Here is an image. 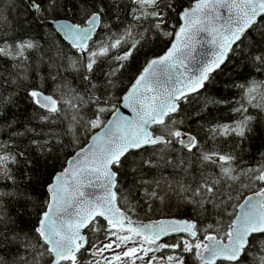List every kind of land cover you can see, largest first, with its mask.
I'll return each instance as SVG.
<instances>
[{"label":"snow or ice","instance_id":"snow-or-ice-1","mask_svg":"<svg viewBox=\"0 0 264 264\" xmlns=\"http://www.w3.org/2000/svg\"><path fill=\"white\" fill-rule=\"evenodd\" d=\"M113 20L119 31H113ZM33 24L40 37L0 38V56L20 70L3 84L28 81L26 53H39L35 86L26 89L29 102L43 113L34 118L67 124L63 132H50L38 151L53 155L55 147L54 158L65 150L72 155L44 186L46 198L37 200L27 188L32 159L10 147L16 144L12 136L0 140V264H125V258L127 264H186V254L196 264H264V152L255 165L243 157L258 117L264 123V80L252 79L254 72L264 74V54L243 56L235 65L237 76L227 82L240 90L230 109L239 118L209 128L213 140L233 137L234 147L204 151L198 133L183 128L209 103L233 101L205 98L191 113L182 107L214 83L229 53L251 33L264 40V0H190L187 6L178 0H0V32ZM47 26L50 35L43 32ZM156 37L167 40L166 46L146 53L137 74L118 91L133 54ZM101 63L107 69L98 78ZM45 80L53 82L51 92ZM15 95H0L2 128L17 123L5 117L16 107ZM146 148L152 149L147 158L132 157ZM170 152L177 153L175 159ZM193 158L199 165L195 186L177 181L173 191L176 206L192 205L194 218L152 219L153 201L163 203L168 193L158 191V180L145 179L144 169L168 166L187 173ZM206 164L219 174H209ZM126 176L132 178L127 188ZM136 191L141 196L133 201ZM206 215L212 222H204Z\"/></svg>","mask_w":264,"mask_h":264},{"label":"trees","instance_id":"trees-1","mask_svg":"<svg viewBox=\"0 0 264 264\" xmlns=\"http://www.w3.org/2000/svg\"><path fill=\"white\" fill-rule=\"evenodd\" d=\"M190 0H178V4L188 5ZM181 9L178 6L176 11L179 12ZM126 15V12L122 14ZM31 19V16L29 17ZM75 22H80L79 18H74ZM168 19L171 23L179 24V21L172 17V14H169ZM131 22V21H129ZM50 27L47 26L43 32L46 35H50ZM113 31H119V24L113 20L112 23ZM41 30L33 24L31 28H22L17 26L15 32L8 31L6 34L0 32V38H14L19 41L22 39H27L29 36H41ZM250 39L244 40L240 47L237 49L235 54L231 53L226 65L223 67V71H218L214 74L215 81L212 84L207 86L206 90H202L201 93L196 95V98H190L189 103L182 105L186 113H191L198 106L202 105L205 98L216 99L218 101H233V103L228 104H212L209 103L207 108L200 112L198 117H192L191 119L185 121L183 126L184 130L189 128L195 130L198 135L197 139L201 142L200 147L204 151H210L215 149L221 151L229 150L226 146L232 145L235 146V140L233 137H228L225 140L223 137H218L216 140H213L210 137L209 128L216 123H225L231 122L235 119H238V114L232 113L230 109L235 107L234 101L239 99L240 90L233 87L228 81L232 80L237 76V71L235 65L242 62L243 56H251L253 54H264V40L261 39L258 32L251 33ZM167 44V40L161 41L160 37H156L147 47L141 49L140 52L133 54V59L129 62L128 71L122 72L120 79L123 83L120 86L118 91H123L130 81V78L137 74V69L143 64L146 59V53L148 55L159 53L162 48ZM126 50V49H124ZM29 58L30 67L28 70V81L19 80L17 85L9 83L8 85L3 84L5 76L11 73L13 76L16 75L19 69H13L12 65L13 60L0 56V95H8L9 93L15 92L14 104L16 107L8 108L5 113V117H14L17 123L11 129L0 127V140H7L10 136L16 141L15 145H10L13 150L24 151L26 156L32 159L33 164L27 169L29 175H32L33 182L27 185V188L30 192L33 193L34 197L37 200H43L46 198V192L44 186L50 182L51 177L54 173H57L63 166V162L66 158H70L72 155L71 150H65L59 153V158H54L55 147H53V155H41L38 151L39 147H42L45 139L48 138L50 132H63L66 128V121L58 119L56 123L50 122H41L38 119H35L37 115L43 114L41 110L37 109L33 104H31L27 97L26 89L35 86L37 80L36 73V60L39 56L38 52L32 51L26 53ZM100 70L97 71L96 75L99 78L101 76V71L107 69L106 63H101L99 66ZM40 73L45 77L48 75V69L46 65H41L39 69ZM245 75L246 73H241ZM69 78L72 80L73 86H78L79 81L75 78V74H70ZM252 79L264 80V74L260 72H254ZM243 82V81H242ZM44 87L46 92H51L53 87V82L51 80H45ZM249 112L256 114V110L249 109ZM2 123V121H0ZM31 128L35 131H28L27 129ZM255 134L252 135L247 141L245 147L248 149L243 152V157L249 164L255 165L257 160L260 159L259 154L264 152V123L260 122L258 117L257 122L254 125ZM20 132L23 135L13 136V133ZM35 139L39 141V144H32V140ZM67 138H65V143H67ZM83 142V141H81ZM177 149L178 145H174ZM152 149L146 148L141 150V152H133L131 155L134 159L139 160L141 156L147 158L151 155ZM193 152L196 153L197 150L194 148ZM169 155L175 159L177 153L170 152ZM185 157L188 156L187 152L182 153ZM199 155V153H197ZM155 159V157H153ZM205 170L209 174H219V169L210 164L205 165ZM21 173L24 172V169H20ZM144 178L148 181H159L160 186L158 191L163 193H168L165 197L163 203L159 201H153V210L148 213L152 219H158L161 217H175L178 219H192L195 214L192 211V205H184L177 207V198L175 192L173 191L177 187V181H182L184 185L192 184L194 187V181L199 179V165L193 158L192 167L188 172H184L181 169H172L168 166H162L160 168H145L144 169ZM131 176H126L124 178V185L127 188L128 184L131 182ZM167 182V183H166ZM171 184L172 188H169L168 185ZM141 196L140 191H136L133 196L130 197L133 201L139 199ZM141 218H145L143 211L139 212ZM21 226L25 227L28 225V221H25L22 217ZM146 219V218H145ZM30 220L34 221L35 216L30 217ZM204 222H212L209 216L204 217ZM199 226V225H198ZM88 257L85 256L84 259ZM186 264H196L192 254L185 255Z\"/></svg>","mask_w":264,"mask_h":264},{"label":"rangeland","instance_id":"rangeland-1","mask_svg":"<svg viewBox=\"0 0 264 264\" xmlns=\"http://www.w3.org/2000/svg\"><path fill=\"white\" fill-rule=\"evenodd\" d=\"M125 264H127V258H125ZM137 264H139V261L137 262Z\"/></svg>","mask_w":264,"mask_h":264},{"label":"water","instance_id":"water-1","mask_svg":"<svg viewBox=\"0 0 264 264\" xmlns=\"http://www.w3.org/2000/svg\"><path fill=\"white\" fill-rule=\"evenodd\" d=\"M239 43V42H238ZM233 47H235V45L233 46ZM230 54H231V52L229 53V56H230ZM202 91V90H201ZM180 235H184V234H180Z\"/></svg>","mask_w":264,"mask_h":264}]
</instances>
